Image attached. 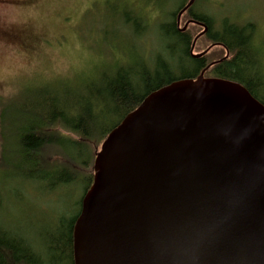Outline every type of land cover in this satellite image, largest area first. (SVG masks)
Masks as SVG:
<instances>
[{
    "label": "water",
    "instance_id": "95a60500",
    "mask_svg": "<svg viewBox=\"0 0 264 264\" xmlns=\"http://www.w3.org/2000/svg\"><path fill=\"white\" fill-rule=\"evenodd\" d=\"M206 69L150 92L109 131L73 264H264V104Z\"/></svg>",
    "mask_w": 264,
    "mask_h": 264
},
{
    "label": "rangeland",
    "instance_id": "374dc122",
    "mask_svg": "<svg viewBox=\"0 0 264 264\" xmlns=\"http://www.w3.org/2000/svg\"><path fill=\"white\" fill-rule=\"evenodd\" d=\"M182 1L184 5L188 2L0 0V227L20 236L43 264H71L63 259L57 246L79 212L85 193L83 181L48 188L55 174L44 182L17 171L23 161L18 143L21 126L27 120L23 110H41L46 96L43 91L57 85L70 87L66 88L69 93L88 84V89L102 88L101 73L112 75L119 67L134 80L143 66L153 68L157 55L176 65L173 70L179 74L182 69L177 67L178 54H173L178 44L170 34L171 24L183 28L189 12L210 20L212 32L220 30L224 20L240 27L250 26L253 62L258 65L255 75L264 83V0H195L177 24ZM201 30L188 24L180 32L192 43ZM207 36L196 40L192 53L205 52L197 59H203L208 69L220 63H210L212 60L232 55H225L221 46L208 48L212 41ZM207 69L204 76L212 77ZM258 93L264 98V88ZM58 130L76 138L75 134ZM100 145L96 140L88 142L93 153ZM45 156L50 162L71 166L58 150L50 149ZM80 173L91 174V168H82Z\"/></svg>",
    "mask_w": 264,
    "mask_h": 264
},
{
    "label": "trees",
    "instance_id": "16d2710c",
    "mask_svg": "<svg viewBox=\"0 0 264 264\" xmlns=\"http://www.w3.org/2000/svg\"><path fill=\"white\" fill-rule=\"evenodd\" d=\"M183 6L182 1L180 8ZM195 18L205 19L196 14ZM171 26L170 34L178 44L176 53L173 54L175 56L178 54L180 66L177 67L182 69L179 70L181 71L179 74H175L173 70L176 65L157 55L153 68L148 70L143 66V71L134 80L128 77L122 67H119L112 75L106 71L101 73L100 77L104 84L102 88L88 89V84L82 89H73L69 93L66 88L70 87L57 85L52 86L50 91H43L46 96L41 110L36 108L23 110L27 120L21 126L18 138L23 161L22 165L17 167V171L24 177L44 182H48L50 174H55V181L49 182L48 188L83 181L86 191L91 184L95 158V151L93 153L91 148L89 150L88 142L96 140L102 143L109 131L127 113L134 110L150 92L178 79L195 78L199 71L206 67L203 59L190 56L189 36L180 32L173 24ZM207 37L211 41L220 43L232 55L231 58L224 59L207 69L212 77L239 82L253 97L264 104V98L258 93L259 89L264 88V83L255 75L258 65L253 62L255 49L252 44L251 27H240L224 20L221 29L209 33ZM184 65H187L188 69H184ZM104 121L107 123H103ZM58 128L75 134L76 138L65 135ZM50 149L61 152L71 166H66L62 162L48 161L45 153ZM88 167L91 168V174L82 176L80 169ZM76 217L64 231L60 247L57 246L58 251L64 256L63 259L71 264H73L72 230ZM11 234L0 227V264H43L30 245H25L20 236Z\"/></svg>",
    "mask_w": 264,
    "mask_h": 264
},
{
    "label": "flooded vegetation",
    "instance_id": "af4514ba",
    "mask_svg": "<svg viewBox=\"0 0 264 264\" xmlns=\"http://www.w3.org/2000/svg\"><path fill=\"white\" fill-rule=\"evenodd\" d=\"M195 3V2H194ZM193 3V4H194ZM191 8V7H190ZM190 8L189 9H187V11L186 12H184V13H188L189 12V10H190ZM189 14H190V18H189V20L187 21V22H189L188 24H192V25H197V26H199V27H201L202 28V30H203V25L204 26H206V31L204 32V34L203 35H201L200 37H202V36H204V35H208L209 33H211L212 32V26H211V23L205 18V19H203V18H195V14H193V13H190L189 12ZM177 21V20H176ZM187 27V26H186ZM179 29V28H178ZM221 29V28H220ZM180 31H182L181 29H179ZM201 30V31H202ZM213 46H221L222 47V45L220 44V43H218V42H216V41H212L211 42V45L208 47V48H211V47H213ZM224 48V47H223ZM224 50H225V55H228L229 54V51L228 50H226L225 48H224ZM225 58H226V56H225ZM219 60V62H221L222 60H224V58H216V59H214V60H212L210 63H212V62H214V61H218ZM209 63V64H210ZM208 65V64H207ZM207 65H206V67H207ZM214 66V65H213Z\"/></svg>",
    "mask_w": 264,
    "mask_h": 264
}]
</instances>
